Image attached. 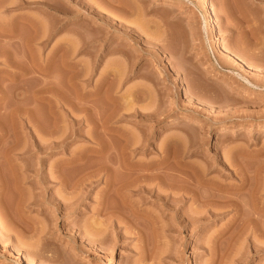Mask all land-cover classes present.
Segmentation results:
<instances>
[{"label": "rangeland", "instance_id": "374dc122", "mask_svg": "<svg viewBox=\"0 0 264 264\" xmlns=\"http://www.w3.org/2000/svg\"><path fill=\"white\" fill-rule=\"evenodd\" d=\"M29 1L34 4L0 7V93L16 90L21 103L32 102L29 97L37 90L35 79L42 76L30 73L13 82L9 74L27 68L32 59L46 64L59 42H77L81 31L92 40L73 57V63L89 69L77 88L69 89L59 67L52 71L54 64L51 75L40 79L63 81V95H69L68 99L76 95V89L77 94L90 96L88 105L96 107V113L101 111L100 116L105 113L102 120L114 107L113 115L135 114L110 116L108 123L104 120L113 130L109 135L113 148L119 147L120 132L134 133L140 145L147 142L145 149H129L132 166L156 164L168 154L173 170L182 165L188 170L198 168L207 183L232 189L241 185L245 173L253 175L264 169V0H207L215 13L213 27L206 25L210 10L204 6L205 0H122L126 2L123 7L121 0H48L60 11L61 19L37 3L48 1ZM72 1L76 6L67 8ZM8 3L14 5L12 0ZM202 58L208 65H201ZM209 69L216 75L208 77ZM160 71L165 76L160 77ZM180 82L184 89L179 88ZM228 85L233 88L227 89ZM82 101L78 105H84ZM7 102H0V128L9 130L6 138L0 137V264H264V252L252 251L247 240L238 239L236 226L227 231L233 213L209 218L184 231L172 226L181 213L176 216L168 205L165 211L159 197L147 198L140 192L126 195L142 212L153 216L149 231L142 233L144 237L131 236L129 231L126 236L122 226L118 235H107L99 246L95 223L106 191L105 179L86 184L76 194L46 180L73 154L98 149L91 141L97 134H92V125L77 124L72 136L68 120L64 149L46 154L24 152L26 126L7 115L10 110L3 109ZM43 105L36 102L33 107ZM70 106L66 107L69 115L79 120L85 115L80 107ZM175 119H192L195 124L171 126ZM198 124H203L201 130ZM35 134L43 139L41 133ZM64 168L67 179L71 178L73 168ZM258 180L264 190V177ZM196 208L193 201L183 207L188 212ZM75 255L80 258L75 260Z\"/></svg>", "mask_w": 264, "mask_h": 264}, {"label": "bare ground", "instance_id": "6f19581e", "mask_svg": "<svg viewBox=\"0 0 264 264\" xmlns=\"http://www.w3.org/2000/svg\"><path fill=\"white\" fill-rule=\"evenodd\" d=\"M46 1H48V0H46ZM32 2H30L29 0H12V3H14V5H13V4H9L8 0H0V7L3 10L4 9L6 10V9H8V7L12 8V7L16 6L17 3L29 5ZM121 2H122L121 6L122 7L125 6L124 4L126 2L123 3L122 0H121ZM37 3H40L38 5H42L41 8L43 9V11L47 12L48 14L55 11L54 17H56L57 19H61V16L58 13L60 11L58 9L56 10L55 8H52V5L49 4V1L48 2H44V1L41 2L40 1ZM32 4H34V3H32ZM55 6H57V4H55ZM75 6H76L75 2L72 1L71 6L70 7L66 6V7L71 8V7H75ZM204 6L207 10H210L209 11L210 18H209V20L206 21V25L212 26L214 24L213 23L214 22L213 17H214L215 13H214L213 9H211L212 7H211L210 3H208L207 0L204 1ZM116 9L121 10L122 8L116 7ZM60 10H61V8H60ZM37 22L38 21H36L35 23H37ZM32 23H34V22L32 21ZM46 24H47V21H46ZM12 25H14V23ZM37 25H35V26H37ZM40 25H41V23H40ZM31 27H33V26H31ZM43 29H44V27H43ZM49 29H51V28H49ZM11 31H10V33H11ZM4 32H5V30H4ZM30 32H31V30H30ZM74 33L76 34V31ZM86 34L84 35V33H82L81 31H78L77 42H74L76 39L73 40L71 43L68 40H65L64 42L61 41L62 43L59 42V45L56 47V53L54 54V56H52V58L46 64L38 63L36 61L37 59L36 60L32 59L28 63L29 65L25 66L27 68L22 69L23 67L22 68L20 67L22 70H20V72L18 71L19 73L9 74V75H11L13 82L19 81L20 77H23V76L30 74V73L31 74L35 73L36 75L39 74L43 78L46 77L47 74L51 75L50 70L52 69V66L54 64L56 66H53L54 68L52 69V71H54V69H56L55 67H57V66L59 67L58 69L61 70L59 72L62 73V76H65L68 79L69 87H70L69 89L71 90V88H74V89L77 88V85L79 82L78 80L82 76L85 77V75L88 73L89 69L87 67L85 68L84 64H82V63H81L82 65L77 64L78 62L73 63V61H74L73 57L75 56L77 51H79V48L81 49L82 46L84 47V45H87L88 42H91L92 39L90 38V40H89V38H87L89 34L88 35H86ZM42 39H44V38H42ZM8 46H11V45H8ZM9 53H10V51H9ZM9 53H8V56H9ZM1 55L3 56L4 52ZM5 55H7V54H5ZM28 58H27V60H28ZM236 58H238V57H236ZM17 60H18V58H17ZM201 60H202L201 61L202 66L208 65V63H209L208 60H206L205 58H202ZM16 63H18V62H16ZM16 63H14V64H16ZM93 65H94V63H93ZM17 67H19L18 64H17ZM11 72H13V71H11ZM55 73H57V72H55ZM207 73H208L207 74L208 77L216 75V73L210 69L207 70ZM4 75H8V74L5 73ZM33 76H34V74H33ZM163 76H165L164 72L160 71V77H163ZM177 76H178V78H180V75H177ZM42 77H40V78H42ZM121 77H120V79H121ZM40 78L35 79V80H37L35 83L37 85V90L33 94L32 97H29V98H32L33 103L30 101H27V98L25 100V101H27L26 103L23 102L22 100H21L22 101V103H21L19 101V99L21 98V97L19 98L20 93L16 92V90H13L11 93H9V91H8V93L1 92L0 93V102L3 103L5 100H7L8 102L5 103V105L3 106V109L10 110L7 115L16 119L18 122H21V123L23 122L26 126V129H27L26 132H28V133H26V135L28 136V143L25 145V148L27 147V149L23 148V149H25L24 152L26 150L27 151L37 150L39 153H43V154L45 153L46 154L49 151L51 152V151L57 150L59 148L64 149L67 146L66 143L68 140L67 139L68 137H66V136H68V135H66L67 129H68V127L66 128V125H67L66 121H68V120L70 121L69 123H71V126H72V129L69 128L72 130V131L69 130V131H71L72 136L76 135V129L77 128L75 129V126H78L77 124H79V123L81 124V122H82V123H87V124L89 123L88 125H90V124L92 125V134L95 132L97 134H96V136L93 135V137H91V141L93 144L94 143L97 144L98 149H95V150L94 149H92V150H84L83 149L82 151L80 150V152H78V153L74 152L75 154H73V157L71 158V160H69V162H66V163L60 162L58 164L57 168L49 173L50 175L47 177L48 179H46V180H48L49 182H54V183L58 182L61 185V188H63V189L69 188L73 194H76V192L79 191L81 187H85L86 184L87 185L92 184L97 179L98 180L102 179V178L105 179L106 191L102 197V201L100 202L97 221L95 223V225H96L95 228L97 230V239H98L99 244H100L99 246H102V241L105 239V237L107 235H112V236H113V234L118 235L117 230L121 229L122 226H125L124 227L125 233L129 231V234L130 233L132 234L131 236L135 235L136 237L137 236L140 237V235L142 237H144L143 236L144 234H142V233H145L144 231H146V230H147V232L149 231L148 226L154 224L153 223L154 222L153 216L151 214L144 213V211L142 212L138 208L137 204L132 203L127 198V195H126L127 192H130V193L140 192L139 193L140 195H142V196L144 195L147 198L148 197L152 198L153 196H155L157 198L159 197L163 202L164 209H165V207L167 208V205L169 207H173L174 213L176 214V216L178 215V212L181 213V216H177L176 217L177 219L172 222V226L177 227V228H181L184 231L189 230V228L192 227L193 225L200 224L201 222H203L209 218L217 217V216L223 215L227 212L233 213V219L231 221V225L227 228V231L231 230L233 227L236 226L235 227V234H236L238 239L244 238L245 240H247V241H245V243L248 242L247 245L249 246V248L252 251H255L258 253L264 252V202L262 200L263 195H264V194L262 195V193H264V190H261L260 186L257 185V180L259 178L261 180V177H264V169H262V171H260V172L259 171L258 172L255 171L256 173L253 172L254 173V174L252 173L253 175H249L251 173H245L244 175L241 176V178H242L241 179L242 180L241 185L237 188L232 189V188H226V187H222L219 185L207 183L204 180L205 178L203 176V171L198 169V168H191V170H188L185 166L182 167L183 165L181 166V164H180L181 167H178V168L173 170V168L169 167L171 157L168 154L163 156L161 161L156 163V164H149V165L144 164L145 166L142 165L140 167L138 166V168L137 167L135 168L134 166L131 165L132 163L130 162L131 156L129 154V151H130L129 149L132 147H134V148L140 147L141 149H145V147H147V144H146L147 142L144 141L146 143L143 142V144L141 143V145H140V143H139L140 139L137 138V136L134 133L133 134L131 133L128 136V134L126 132H120V133H117V134H119L118 135L119 137L117 138L119 140V142L117 143L119 147H118V149L113 148L112 144L109 143L112 141L111 140L112 137L109 135H110V132L113 130L109 126L106 125L109 122V120L111 121V118L109 119L110 116L113 119V117L116 115H119V118L122 116L124 118V115H125V117H127V116L129 117V116H132L133 114L126 116V114L124 112H123L124 114L119 113L120 112V110H119V112H118L119 114L116 113V115H113L117 111V109H115V107H114L113 111L111 110V112H108L111 114L113 113L112 114L113 116L111 114L110 115L108 114V116H107V112H106V117H105L106 120L104 119L105 121H107V123H106L104 120H102V117L105 115V113H103V116H100V115H102L101 111L96 113V112H94L96 107L94 109H92L94 106L92 107V106L88 105L91 102L90 100H89V102L87 100L90 96H88L86 94L81 96V95L77 94L78 91H76L77 90L76 89L75 90L76 95H74L73 98H71L72 100L68 99L67 97H69V95H67V97L64 96L66 94H65V91L63 88V86H64L63 81L59 80V82H57L58 81L57 80L55 83H53V82H49V81H46V80L40 79ZM47 78H48V76H47ZM58 79H60V78H58ZM64 80H66V79H64ZM0 81H1V79H0ZM52 81H54V80L52 79ZM20 83H21V81H20ZM179 84H180L179 85L180 89H184L186 87L184 85V83H182V82H180ZM19 85H21V84H19ZM110 87H111V85H110ZM16 88H19V87H16ZM226 88L230 89V88H233V86L228 85ZM74 89H72L71 91H73ZM107 92H105V93L107 94ZM70 93H72V92H70ZM73 94H71V95H73ZM80 94H82V93L80 92ZM25 97H23V98L25 99ZM239 98L240 97H238L237 100H239ZM95 99H96V96H95ZM68 100H71V101H68ZM81 100H83L85 102L84 105H80V104H83L81 102L78 105V102ZM97 101H98V99H97ZM36 102H38V103L41 102L44 104L43 106H40V107L44 108V109H42L43 111L40 110L39 106H38L39 108L33 107L34 103H36ZM68 104L69 105L71 104V106H72V107L70 106L71 108L76 109V107L77 108L80 107L79 111H82V112L84 111L85 115L84 116L80 115V116H82V118L80 120L73 117L75 115L72 114L73 113L72 111H70V112H72L71 114L73 116L69 115L68 114L69 111L66 108L69 106ZM92 104L95 105L94 103H92ZM107 105H109V104H107ZM133 109L134 108H132V110ZM0 110H1V107H0ZM105 110H102V111H105ZM114 110H116V111H114ZM127 110L126 111L129 112L131 109L129 108ZM39 111H41L43 113L45 111V115H42L43 113L40 114L41 112L39 113ZM138 111H140V110H138ZM98 113H99V115H98ZM139 113H141V112H138V115H140ZM76 114H78V112ZM142 115L144 116L145 114L143 113ZM142 115H141V117H143ZM10 117H8V118H10ZM77 117H79V116H77ZM12 118H10V119H12ZM138 118H140V117H138ZM14 119H12V120H14ZM141 119H143V118H141ZM16 120H14V121H16ZM181 122H184L187 125L195 124V122L192 121V119H184V121L183 120L179 121V119H175V120L171 121L170 125L174 126V125L180 124ZM30 124L33 127V128L31 127L32 129L29 127ZM83 125H85V124H83ZM202 125L203 124H198V126H199L198 130H201L203 128ZM71 126H69V127H71ZM106 126L109 127L111 130H109ZM99 128L103 129L102 133H100L101 131H98ZM0 131L2 133L0 135L1 139L6 138L9 135V132H8L9 130H7L5 128H4V130H1V128H0ZM35 133H38V134L41 133L43 135V139H40L38 136H36ZM125 133H126V135H125ZM71 135H70V137H72ZM133 135L135 137H133ZM87 136L88 135H86V137ZM105 137H108V139L110 137L111 138L108 140ZM87 138H89V137H87ZM135 138H137L138 141ZM110 144H111V146H110ZM114 146H115V144H114ZM134 148H132V149H134ZM13 150H15V149H13ZM174 162H175V158L173 157L172 165ZM1 166H3V164ZM64 166H67L70 169L73 168V170H74V173L72 175L73 178L69 177L70 180H69V178L67 179L68 176L66 177V175H65L66 173H64L65 168H64V170L62 169V167H64ZM1 171H2V169H1ZM125 172H127V173H125ZM100 175L103 177H101ZM2 183H3V181H2ZM258 184H260V183H258ZM2 186H3V184H2ZM16 188H17V186H16ZM189 201H193V203L196 204L197 208L195 211L188 212V211H185L183 209L185 204ZM62 205H63V202H62ZM177 208H179V211L175 210ZM165 211H166V209H165ZM144 221H146V222H144ZM150 228H151V226H150ZM125 233H124V235L127 236L128 234L127 233L125 234ZM249 236L254 237V238L257 237V238H259V240L257 238H255L254 240L251 241L247 238ZM260 238H262L263 241L262 240L260 241ZM78 258H80V257L78 255H75L74 259L76 260Z\"/></svg>", "mask_w": 264, "mask_h": 264}]
</instances>
